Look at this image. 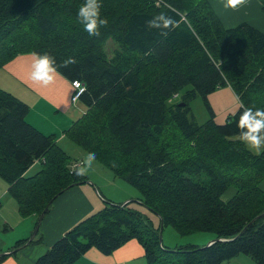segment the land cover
Wrapping results in <instances>:
<instances>
[{
  "label": "trees",
  "instance_id": "1",
  "mask_svg": "<svg viewBox=\"0 0 264 264\" xmlns=\"http://www.w3.org/2000/svg\"><path fill=\"white\" fill-rule=\"evenodd\" d=\"M83 2L0 0V69L17 55L48 53L56 60L57 73L83 83L79 101L88 112L69 137L137 190L141 205L160 224L155 228L140 212L106 204L34 264H77L90 249L110 255L130 240L142 246L146 264H223L240 255L264 264V216L258 217L264 213V192L258 186L264 179V149L258 155L246 149L237 127L246 108L264 110V33L247 23L225 28L208 0H101L108 26L92 37L77 20ZM258 2L264 14V0ZM161 13L176 22L167 35L147 27ZM108 39L117 46L112 57L104 51ZM68 58L76 62L62 66ZM224 87L232 89L240 106L220 125L213 120L208 96ZM181 92L184 107L168 103ZM197 97L210 115L202 125L189 108ZM106 102L113 103L107 130L117 145L111 149L106 142L99 150L82 135L96 133L90 111ZM27 113L26 104L0 89V178L19 214L38 218L45 208L49 212L62 190L85 178L69 173L66 154L53 137L25 122ZM95 125L98 129L97 120ZM169 127L177 138L175 152L162 147L138 154V147L162 137ZM200 136L195 161H181L182 145ZM133 154L138 159L132 160ZM39 160H44L43 169L25 177ZM199 175L207 182L191 179ZM230 188L233 196L222 200ZM176 196L172 213L164 202L172 204ZM161 223L179 236L209 233L222 241L165 249L159 243Z\"/></svg>",
  "mask_w": 264,
  "mask_h": 264
},
{
  "label": "crops",
  "instance_id": "2",
  "mask_svg": "<svg viewBox=\"0 0 264 264\" xmlns=\"http://www.w3.org/2000/svg\"><path fill=\"white\" fill-rule=\"evenodd\" d=\"M208 2L224 26V12L215 7L212 1L208 0ZM235 16L237 15L229 10L225 19H234ZM236 25L238 23L232 27ZM34 60V54H20L5 64L0 69V89L28 106L25 122L40 134L53 137L55 146L68 157L66 167L69 173L73 174L77 168L82 166V162H78V158L80 159L82 155L81 151L86 154L88 152L72 141L69 132L79 122L87 108L83 104L76 106V103H71L73 94L71 82L57 72L53 81L48 85L34 82L31 79ZM208 100L215 114L217 112L223 116L219 124H223L227 116L234 113L240 106L237 96L229 87L216 90L208 96ZM227 109L230 113H222V110ZM67 152L70 155L75 154L74 159L70 158ZM42 163H44L42 160L35 161L24 176L31 177L41 171ZM75 164H77L76 168ZM32 171L34 173L29 174ZM87 175L83 176L85 178L83 182L75 183L62 190L52 200L49 212L44 213L33 237L31 236L40 215L38 218L35 214L22 217L15 199L9 194L8 184L0 178V264H34L68 230L81 220L104 209L106 205L104 200L126 206L132 211L145 215L141 211L142 208H146L140 203L139 193L127 183L120 180L136 194L125 186L119 185L115 180L112 181L113 185L106 183L96 187L97 183H93V179ZM258 186L264 192V179L259 182ZM108 187H115L114 192H109ZM150 222L155 228L160 224V220ZM214 239L215 236L209 234L205 242L208 245ZM20 243L23 244L19 245ZM77 264H146V262L142 246L136 240H130L110 255H103L94 248L90 249L77 261ZM223 264H255V262L248 256L240 255Z\"/></svg>",
  "mask_w": 264,
  "mask_h": 264
},
{
  "label": "rangeland",
  "instance_id": "3",
  "mask_svg": "<svg viewBox=\"0 0 264 264\" xmlns=\"http://www.w3.org/2000/svg\"><path fill=\"white\" fill-rule=\"evenodd\" d=\"M209 1H212L213 4L215 5V7H218L219 9H221L224 12L223 24L225 27H232L233 25H235L237 23L238 24L247 23V24L252 25L255 28L263 31V33H264V14L260 10V4H259L258 0H248L247 5L244 7H241L237 11H234L231 9H224L220 0H209ZM229 10L232 13H235L237 15L234 17V19H225L226 14H229ZM0 48H2V47H0ZM116 48H117V46L110 39H108L104 45V51L108 55V57H112L114 50ZM182 93L183 92H181L178 96L172 97L168 103H174V104L179 103L180 102V96L182 95ZM81 104L82 103H80V101L78 100L75 105L81 106ZM210 106H211V104H210ZM112 108H113V103L112 102H106V103H102V104L98 105L95 109L91 110L90 112L93 115V121L91 122L90 126H91V129L96 128V133H94V135L91 137H89L86 133L82 135L83 138L87 137V140H89V142L91 144L96 145L99 150L101 148L105 147L106 142L109 143V147L111 149L115 148V146L117 145V143L113 140V138L110 137L108 130H107V122H108V118L110 116ZM189 108H190L192 115L194 116L193 118H194V121L196 124L202 125L210 119V115H209L208 111L206 110L203 101L200 98L197 97V98L191 100L189 102ZM211 109L214 113L213 120L217 124L221 123V121H222L221 119L223 116H221L220 114H217V112L215 114V111L212 108V106H211ZM87 112H88V110H86V112L82 115V117ZM225 112L230 113V110L229 109L222 110V113H225ZM218 113H220V112H218ZM96 120H97L98 125H99L98 129L95 125ZM174 132L175 131L173 130V128L169 127L165 131V133L162 137H156L153 139H149L146 142L145 146L137 148L138 154L142 153V151H146L147 153H152V152H154L157 149H160L162 147L168 148L170 151L175 152L174 149H172V145L175 143V141L177 139ZM201 138H202L201 136L196 137L193 141L182 145V147H181V150H182L181 151L182 152L181 153V161H183L187 164L193 163L195 161V159L199 155L198 150L200 149ZM122 146H123V143H121V152H122ZM197 148H198V150H197ZM263 149L264 148H262L261 151ZM196 150H197V152H196ZM81 152H82V155H81L80 159L78 158V160H79L78 162H82V164H83V161L86 159L87 154L83 151H81ZM250 152L255 154V155H258L254 151H250ZM260 152H259V154H260ZM68 154H69L70 158L74 159L73 157H75V154H73V155H70V153H68ZM177 158H180V157H177ZM131 159L136 160L138 158L135 154H133V157ZM34 170H36V169H34ZM33 171L30 172L29 174L34 173ZM218 172H220V169L218 170ZM87 176L90 177L91 179H93V181H94L93 183H97V184H95L96 187H97V185L106 184V183L113 185L112 181L115 180L119 185L125 186L126 188H128V190H131V188L129 186H127L124 182L115 178L114 175L112 174V172H110L104 166L99 164L98 161H95L93 163L92 168L89 171V174ZM220 176H222V175H220ZM191 179L195 182H199L202 184L207 182V178L204 175L194 176V177H191ZM114 189H115V187L114 188L108 187L109 192L110 191L114 192ZM131 191L134 194H136L133 190H131ZM131 191H129V192H131ZM232 194H234V190L232 188H230L222 196V200H227L228 198H230L232 196ZM178 195L179 196L181 195V190H180ZM104 201L106 202V204H114V203L108 202L106 200H104ZM177 201H178V196H176L173 199L172 204L164 202L166 204L167 210H169L172 213L176 212ZM114 205H117V204H114ZM141 211L146 215V216L145 215L144 216L147 219H150V221L153 220L154 222H157V221L159 222V219L154 214L150 213V211L148 212L144 208H142ZM208 236H209V233H197V234H192V235H188V236H179V234H177L169 225H166V226H163V228L161 230L159 243L161 244V246L163 248L169 249V250H174L175 248H180V247H190V246L202 248V247L207 245L205 241L208 238Z\"/></svg>",
  "mask_w": 264,
  "mask_h": 264
},
{
  "label": "clouds",
  "instance_id": "4",
  "mask_svg": "<svg viewBox=\"0 0 264 264\" xmlns=\"http://www.w3.org/2000/svg\"><path fill=\"white\" fill-rule=\"evenodd\" d=\"M220 2L224 9L237 11L241 7L246 6L248 0H220ZM101 8V0H84L78 9V23L83 26V30L89 36H99L101 29L108 26V19L102 16ZM175 23L166 13H161L147 21V27L159 30L161 35H167V32L171 31L172 27L175 26ZM34 56L35 60L32 65L31 79L34 82L48 85L53 81L54 75L57 72L56 60L48 53L34 54ZM75 62L74 58H68L63 61L62 66L67 67L69 64H74ZM237 127L240 130L239 137L241 143L248 150L259 154L261 149L264 148V110L257 109L254 111L252 108H246L239 116ZM95 161L96 153H87L86 159L83 161L82 166L75 170V174L81 177L86 176Z\"/></svg>",
  "mask_w": 264,
  "mask_h": 264
},
{
  "label": "built area",
  "instance_id": "5",
  "mask_svg": "<svg viewBox=\"0 0 264 264\" xmlns=\"http://www.w3.org/2000/svg\"><path fill=\"white\" fill-rule=\"evenodd\" d=\"M77 85H79V86H77ZM71 86L73 88V95L71 97V103L72 104H75L79 100V97L85 91V86L80 81H73V82H71ZM42 162H44V160H42ZM74 167L76 168L77 167V164H75Z\"/></svg>",
  "mask_w": 264,
  "mask_h": 264
},
{
  "label": "water",
  "instance_id": "6",
  "mask_svg": "<svg viewBox=\"0 0 264 264\" xmlns=\"http://www.w3.org/2000/svg\"><path fill=\"white\" fill-rule=\"evenodd\" d=\"M178 106H179V107H184L185 104H184V103H179ZM45 212H46V208H45V209L42 211V213L40 214V216H39V218H38V220H37V224H36V226H35V229H34V231H33L31 237H33V236L36 234L37 229H38V227H39V223H40V221H41V219H42V217H43V215H44ZM262 216H264V213L261 214V215L258 216V217H262ZM161 230H162V223H161V227H160L159 241H160ZM243 231H244V230H243ZM241 233H242V232H241ZM241 233H240L237 237H239V236L241 235ZM217 241H222V240L214 239V240L211 241L208 245H211L212 243L217 242ZM208 245H207V246H208Z\"/></svg>",
  "mask_w": 264,
  "mask_h": 264
}]
</instances>
